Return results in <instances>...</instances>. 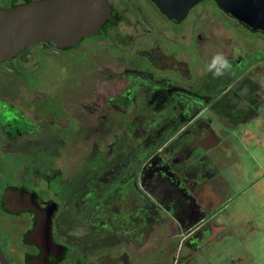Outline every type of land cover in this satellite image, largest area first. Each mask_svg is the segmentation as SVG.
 <instances>
[{"label": "flooded vegetation", "instance_id": "af4514ba", "mask_svg": "<svg viewBox=\"0 0 264 264\" xmlns=\"http://www.w3.org/2000/svg\"><path fill=\"white\" fill-rule=\"evenodd\" d=\"M108 1L111 18L98 35L117 22L114 5ZM210 1L227 17L264 34ZM187 15L173 21L180 23ZM135 39L128 42L133 44ZM152 47L141 53L142 64L138 59L113 58L112 68H124L120 74L116 70L120 81L116 93L103 98L99 87L94 98L82 101L89 116L107 115L114 109L124 127L84 137L86 145L79 139L82 167L76 180L64 168V157L72 152L68 141L72 126L65 122V117H71L70 108L38 98L35 87L30 96L12 93L7 77L0 78V161L4 165L0 169V264H194L197 235L202 227L209 230L206 219L213 215L215 204L214 184H209L210 172L202 156L205 150L198 141L210 131L214 118L237 116L243 111L237 103L253 96L235 90L237 83L229 86L228 73L217 88L198 74L206 82L198 85L191 80L189 60L157 44ZM18 56L0 63L16 61ZM15 68L19 70L17 64ZM0 75L8 73L0 71ZM250 84L254 85L253 78ZM88 103H94V110ZM113 123L110 116L109 125ZM47 140L52 162L40 160L46 151L40 143ZM44 214L49 216L50 242H35L36 221ZM47 232H42L45 239Z\"/></svg>", "mask_w": 264, "mask_h": 264}, {"label": "rangeland", "instance_id": "374dc122", "mask_svg": "<svg viewBox=\"0 0 264 264\" xmlns=\"http://www.w3.org/2000/svg\"><path fill=\"white\" fill-rule=\"evenodd\" d=\"M15 1L17 0H9V3ZM110 1L116 10L114 18L118 23L112 22L102 35L85 36L77 43L59 49L49 42L34 43L16 61L0 63V71L8 73L7 76L0 75V78L7 77V89L10 92L30 96L35 87L34 93H37L38 98L70 108L71 117H65V122L72 126L68 140L72 152L70 157L65 155L64 168L71 180H76L82 167L79 166L82 160L78 145L80 140L82 145H86L84 137L112 132L117 126L124 127L122 119L115 117L117 111L114 109L107 115L89 116V110H83L82 105V101L94 98L99 87L103 88V98L116 93L115 89L120 86V81L115 78L116 70L120 74L124 68H112L110 65L113 58H118L119 61L124 58L135 59V62L138 59L142 64L141 53L157 44L165 52L174 53L191 62V80L197 81L198 85L205 84L201 77L204 76L213 88L223 85L225 81V76L215 80L216 77L208 71V65L217 53H222L231 64V70L226 76L229 86L243 82L240 81V74H254L255 65L264 68V34L253 32L235 18L227 17L213 1H199L180 23L162 15L151 0ZM105 35L112 36L115 40ZM131 36L136 38L133 44L128 42L133 39ZM136 52H140V55H134ZM165 60L162 62H166ZM16 64L19 70H14ZM194 65L197 66V72ZM242 69L244 72L241 73ZM247 69L252 72H245ZM87 105L94 110V103ZM103 110L107 112L106 109ZM150 110L152 115L153 106ZM110 116L114 117V123L109 125ZM115 122H119L118 125ZM45 130L51 131L48 127ZM229 135L221 134L224 138H221L219 144L209 152L203 151L211 157L215 168L220 171L216 177L209 179V184L222 182L227 188L225 191L218 189L220 192L213 194L218 212L207 217L209 230L207 227L199 230L194 264H264V220L259 218L260 214L252 212L250 206L254 204L249 205L247 196L243 194L248 183L257 178L255 175L258 166L255 159L258 157L252 154V150H245L243 141H238L233 132ZM228 140L236 141V145L227 151ZM48 143V140L47 144L43 141L40 143V147L46 146L40 160L46 162L51 160L48 155L52 154L47 152L50 146ZM67 153L66 151L65 154ZM1 164L4 167L0 161V169L3 168ZM255 192V189L251 190L252 195ZM252 199L255 200L254 197Z\"/></svg>", "mask_w": 264, "mask_h": 264}, {"label": "water", "instance_id": "95a60500", "mask_svg": "<svg viewBox=\"0 0 264 264\" xmlns=\"http://www.w3.org/2000/svg\"><path fill=\"white\" fill-rule=\"evenodd\" d=\"M172 20L183 19L201 0H153ZM217 4L252 29L264 32V0H215ZM108 0H27L14 5L0 3V61L10 59L27 46L52 42L64 48L83 37L100 33L111 18ZM198 221V220H197ZM49 216L36 221L35 242H50ZM48 229L47 238L42 234Z\"/></svg>", "mask_w": 264, "mask_h": 264}, {"label": "crops", "instance_id": "0c3cea01", "mask_svg": "<svg viewBox=\"0 0 264 264\" xmlns=\"http://www.w3.org/2000/svg\"><path fill=\"white\" fill-rule=\"evenodd\" d=\"M251 78H253L255 86L250 84ZM240 81L243 82L236 85L235 90L237 89L238 92L243 93L245 97H248L247 95L253 96V100L243 99L240 103L238 102L239 108L243 111L237 116H234V114H227L223 120L214 118L212 121V128L204 134V138H201L198 143L203 150L209 152L224 138L221 134L227 133L228 136H230L229 134L233 132L238 141H243L245 150L253 151L252 154L258 157L255 159L258 166L255 175L257 178L248 183L243 194L245 197L247 196L249 205L252 203L254 204L252 207L250 206L252 212H257L260 214L259 218L264 220V68H256L254 74L242 75ZM234 108L235 105L233 104L228 107V110L231 111ZM251 111H254L253 115L250 114ZM228 141L227 151L231 150L236 145V141ZM202 156L205 167L207 171L210 172V178L216 177L220 171L215 168V164L211 160V157L206 154H202ZM226 188L227 187L223 185L222 182H217L214 185L213 193L216 195L220 190L225 191ZM252 189L256 190L254 193L255 195L251 194ZM249 194L251 195L250 197L253 196L255 200L252 199L253 197L250 198L248 196ZM216 202V199H214L213 214L218 212V209H216Z\"/></svg>", "mask_w": 264, "mask_h": 264}, {"label": "clouds", "instance_id": "9594fccd", "mask_svg": "<svg viewBox=\"0 0 264 264\" xmlns=\"http://www.w3.org/2000/svg\"><path fill=\"white\" fill-rule=\"evenodd\" d=\"M230 70L231 64L222 53L214 55L208 65V71L216 78L224 76L226 73L230 72Z\"/></svg>", "mask_w": 264, "mask_h": 264}, {"label": "trees", "instance_id": "16d2710c", "mask_svg": "<svg viewBox=\"0 0 264 264\" xmlns=\"http://www.w3.org/2000/svg\"><path fill=\"white\" fill-rule=\"evenodd\" d=\"M27 1V0H26ZM19 3V2H18ZM16 3L13 4H9V5H14ZM39 43V42H38ZM42 44H45L46 42H40ZM51 45H53L55 47V45L52 42H49ZM47 44V43H46ZM33 45V44H32ZM31 45L27 46L23 51H21L20 53H18V55L23 54L25 51H27V49L30 47ZM56 48V47H55ZM58 49V48H57Z\"/></svg>", "mask_w": 264, "mask_h": 264}]
</instances>
